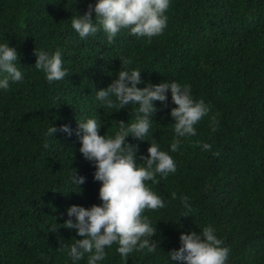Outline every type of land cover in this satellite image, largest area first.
Segmentation results:
<instances>
[{"label": "trees", "instance_id": "trees-1", "mask_svg": "<svg viewBox=\"0 0 264 264\" xmlns=\"http://www.w3.org/2000/svg\"><path fill=\"white\" fill-rule=\"evenodd\" d=\"M94 2L0 0V41L16 47L25 75L0 91V264H65L61 241L80 238L62 226L65 209L100 203L101 181L79 151L77 121L97 115L104 134L115 121L132 118L135 106L109 109L94 95L115 78L125 57L141 69L138 87L175 79L191 85L193 97L211 109L196 123V134L180 138L172 151L169 112L175 104L170 93L165 102L154 101L150 137L170 152L176 171L146 181L166 201L163 208L145 210L159 248L133 251L125 264H186L166 253L179 247L181 231H199L207 223L230 248L227 264H264V0H171L167 27L151 42L125 28L111 43L103 30L85 39L71 26V16ZM57 47L69 73L50 83L35 68L33 50ZM50 123L68 124L72 134L48 137ZM150 137H126L136 145V162L147 155ZM71 168L86 177L83 184L70 182ZM115 247L101 264H123Z\"/></svg>", "mask_w": 264, "mask_h": 264}, {"label": "clouds", "instance_id": "clouds-1", "mask_svg": "<svg viewBox=\"0 0 264 264\" xmlns=\"http://www.w3.org/2000/svg\"><path fill=\"white\" fill-rule=\"evenodd\" d=\"M170 3L171 0H95L89 3L83 14L72 15L70 23L79 37L85 39L103 30L111 43L118 32L126 28L130 34L146 37V42H151L153 36L162 34L167 27ZM33 51L34 66L43 71L46 81L65 79L69 69L64 66L59 47L55 50L34 48ZM17 61L16 47L10 46L6 40L0 41V91L7 90L10 82L25 79L23 68ZM131 64L130 58H123V67L120 66L115 78L107 86L96 89L94 95L109 109L135 106L132 118L115 121L114 130L104 134L98 131L102 122L97 115L77 121L79 151L94 163L93 178L101 181L98 188L100 203L88 207L71 204L65 209L67 218L62 226L75 229L80 237H73L67 243L61 241L59 248L66 253L65 264H79L85 259L87 264H101L114 244L123 264L133 251L155 252L159 248V241L152 239L157 229L145 210L163 208L166 201L146 181L154 180L157 174L167 177L174 173L176 161L169 151L161 148L155 137H150L153 114L157 109L154 101L163 103L170 93L175 104L169 112L174 119L171 123L174 138L169 145L172 151L178 149L180 138L196 134V123L211 110L203 98L193 97L191 85L175 79L146 82L143 87H138L142 79L141 69L130 67ZM209 119L214 131L218 125L216 116ZM57 131L71 135L73 130L68 124L57 128L50 123L45 135L52 138ZM129 135L140 140L151 138L147 155L141 154L140 163L135 160L136 145L126 140ZM197 144L205 149L211 148L207 142L197 141ZM44 146L48 147L47 142ZM69 177L75 187L86 179L73 168ZM172 195L175 197L176 193ZM180 200L186 209L191 208L187 195L182 194ZM199 229L181 231L179 247L170 249L167 256L172 261L186 264H227L230 248L217 236L215 226L207 223Z\"/></svg>", "mask_w": 264, "mask_h": 264}]
</instances>
